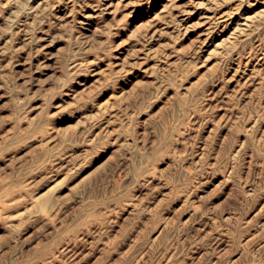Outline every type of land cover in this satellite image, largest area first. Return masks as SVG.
Returning a JSON list of instances; mask_svg holds the SVG:
<instances>
[{
  "label": "rangeland",
  "instance_id": "374dc122",
  "mask_svg": "<svg viewBox=\"0 0 264 264\" xmlns=\"http://www.w3.org/2000/svg\"><path fill=\"white\" fill-rule=\"evenodd\" d=\"M0 264H264V0H0Z\"/></svg>",
  "mask_w": 264,
  "mask_h": 264
},
{
  "label": "bare ground",
  "instance_id": "6f19581e",
  "mask_svg": "<svg viewBox=\"0 0 264 264\" xmlns=\"http://www.w3.org/2000/svg\"><path fill=\"white\" fill-rule=\"evenodd\" d=\"M47 46V45H46ZM39 53V52H38Z\"/></svg>",
  "mask_w": 264,
  "mask_h": 264
}]
</instances>
